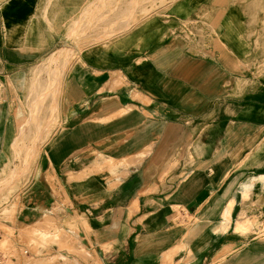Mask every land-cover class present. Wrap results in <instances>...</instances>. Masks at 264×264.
Listing matches in <instances>:
<instances>
[{
    "label": "rangeland",
    "instance_id": "obj_1",
    "mask_svg": "<svg viewBox=\"0 0 264 264\" xmlns=\"http://www.w3.org/2000/svg\"><path fill=\"white\" fill-rule=\"evenodd\" d=\"M8 4L0 0V54L9 60L26 58L23 69L27 70L20 75V68L4 63L0 68V252L7 256L5 264H66L70 259L74 264L93 263L91 254L79 243L78 222H63V207L25 227L18 225V209L37 166L50 159L51 153L45 149L61 140L63 129L73 134L75 129L86 128L88 146L80 153L72 152L59 171L52 168L58 173L55 179L60 189L62 182H78V187H84L95 175L104 180L107 175H119V182H123L131 170L142 166L141 161L130 168L124 159L106 158L110 155L100 151L101 146V153L93 151L94 145L90 147L96 132L114 126L134 109L123 102L143 101L144 92L153 90L122 88V95L132 93L130 99L122 101L116 94L117 88L127 83L122 73L98 71L112 64L123 65L130 74L134 69L145 71L146 80L165 79L181 64V78L177 79L186 84L196 79L197 87H184L182 102L176 104L186 115L183 127L190 128L193 122L200 141L211 139L213 129L220 128L222 134L216 138L228 144V151L233 148L222 153L231 167L221 162L219 169L211 167V175L224 190L221 195H233L229 209L239 206L244 217L256 219L257 226L263 223L258 209L263 207L264 187L252 186L247 198L242 189L254 174H264V128L260 129L264 127V0H35L16 9ZM126 4L127 13L123 12ZM151 44L154 47L150 48ZM87 73L92 78L87 79ZM141 75L137 72L132 77ZM81 96L85 97L77 103ZM227 104L259 108L258 122L263 125L255 131L237 128L236 121H230L224 128L221 123L226 121L222 119L232 115L223 109ZM30 111L37 126L31 133L26 130L18 142L15 121L28 126ZM191 111L196 119L185 114ZM44 126L50 133L41 141L38 136L46 133ZM252 160L258 164L253 165ZM25 168L30 178L26 186L13 173L14 169L25 172ZM207 168L204 164L196 169L207 173ZM43 170L45 164L38 167L39 172ZM186 172L184 169L180 175L187 177ZM235 192L241 195L239 201ZM206 204L212 205V201ZM184 214L185 223H190L192 218ZM237 218L230 217L229 225ZM233 234L261 238L264 227H258L257 233ZM25 249L34 254L23 256ZM93 256L99 261L96 254Z\"/></svg>",
    "mask_w": 264,
    "mask_h": 264
},
{
    "label": "crops",
    "instance_id": "obj_2",
    "mask_svg": "<svg viewBox=\"0 0 264 264\" xmlns=\"http://www.w3.org/2000/svg\"><path fill=\"white\" fill-rule=\"evenodd\" d=\"M3 63L20 68L17 71L20 75L27 70L23 69L27 64L26 58L9 60L0 54V68H4ZM98 69L122 73L127 83L120 85L116 92L122 101L132 97V93L122 95V88L153 89L144 92L143 101L123 102L134 105V109L117 119L114 126L96 132L90 144V147L95 146L94 152L104 151L109 153L110 158L124 159L130 168L141 161L142 166L131 170L123 182H119V175H107L105 180L95 175L84 187H78V182H73V185L62 182L63 189H60L55 179L58 173L52 168L59 171L63 163L71 158L72 152L80 153L88 146L86 128L75 129L73 134L71 130L63 129L61 140L53 141L45 149V152L51 153L50 159L40 162L30 188L21 194L18 216H30V222L38 223L50 212L63 207V222H78L79 243L91 254L94 264H264V237L245 238L233 234L235 223L229 225L223 234L216 231L233 195H221L224 190L217 187L210 169L212 166L219 169L221 162L231 166L228 159L224 160L226 154L222 156L228 151V144L216 138L222 134L220 128L213 129L211 139L205 137L200 141L193 122L190 128L183 127L186 115L176 104L182 102L184 87H197L196 79L188 84L177 79L181 78V64L177 72L169 73L160 80H146L145 71L134 69L130 74L123 65L112 64L109 69ZM137 72L142 75L133 78ZM65 86L69 88L68 83ZM83 97H79L77 103H81ZM228 110L232 115L222 119L225 123L220 122L224 128L230 121L257 128L263 125L258 122L261 116H258L257 107L233 105ZM185 114L192 115V119L197 117L192 111ZM193 130L195 133H192ZM48 132L49 129L40 133L38 140H46ZM99 146L102 147L100 151ZM202 163L208 166L207 173L196 169L203 167ZM42 164H45L46 171L39 172L38 167L41 168ZM169 167L173 169L163 176ZM184 169L187 177L180 175ZM235 193L239 201L241 195ZM215 199L222 203L215 205ZM209 201L212 205L206 204ZM261 203L263 207L258 209V214L263 223L258 227L264 225V194L261 195ZM184 212L192 218L190 223H185ZM241 212L242 209L237 206L231 210L230 217H237ZM65 231L72 235L70 229ZM95 254L99 261L93 256ZM66 264H74V261L70 259Z\"/></svg>",
    "mask_w": 264,
    "mask_h": 264
},
{
    "label": "bare ground",
    "instance_id": "obj_3",
    "mask_svg": "<svg viewBox=\"0 0 264 264\" xmlns=\"http://www.w3.org/2000/svg\"><path fill=\"white\" fill-rule=\"evenodd\" d=\"M7 3H9L8 5H13V8L16 9L17 6H25V5H31L33 1L35 0H5ZM191 5V3H189ZM128 8V4L125 5V9H123V12L127 13V9ZM122 11H120L121 13ZM129 22L126 23V26H124L123 28L124 29H127V25H128ZM154 24V23H153ZM152 24V25H153ZM8 52L10 53H13L11 51L8 50ZM87 79L89 78H92L91 74L87 73V76H86ZM228 107H230L228 104L226 106H224V110L225 111H228ZM114 112V111H113ZM30 115L27 117V123H28V126H22L23 123H21V126H20V122L18 121H15L17 123L15 129L19 131L18 135L16 136V141L18 142H21V135H23L25 133V131L27 130L28 132H32L34 129V126H37V124L35 123H32V119L33 118V112L30 111L29 113ZM47 118V117H46ZM48 119V118H47ZM7 123V122H6ZM19 123V124H18ZM1 126V125H0ZM237 126L241 127V128H248V129H257L258 131V128L254 125H250V124H242V123H238ZM47 126H44V130H46ZM264 127H261L260 129L262 130ZM264 150V148H263ZM18 152V151H17ZM16 152V153H17ZM106 158L108 159H111L109 156H107ZM204 164V163H202ZM252 164L253 165H256L258 164V161H255V160H252ZM255 167V166H254ZM111 171H114V170H111ZM13 173L15 174H18L21 182L23 184L28 185V183H30V178H29V175L27 177V174L29 172H27V168H25V172H21V170L16 171L14 169ZM260 185L261 187H264V174L263 173H260V174H254L252 176V181L250 183H245L243 184V189H242V193H243V197L247 198L250 196V190H251V187L254 186V185ZM234 199H232L231 201H233ZM230 202V201H229ZM215 205H218L220 204V200L218 199H215L214 202H213ZM26 207V205H25ZM230 212H231V209H229L228 207L226 208V210L224 211L223 213V220L221 221V224L220 226L217 228V233H223L224 231H226L228 229V226L229 224L231 223L230 222ZM245 216V213L244 212H241L239 215H238V218H237V221L235 223V231H239L241 233L243 232H246L248 230H251V232H255L257 233L258 232V226L256 224V219L254 220H250L249 218H246L244 217ZM32 219L29 217H24L23 215L20 216L19 220H18V225L20 227H25L27 225L28 222H30ZM243 221H245L246 223H244ZM264 227V225H263ZM28 253L30 255L34 254L30 249H28Z\"/></svg>",
    "mask_w": 264,
    "mask_h": 264
},
{
    "label": "built area",
    "instance_id": "obj_4",
    "mask_svg": "<svg viewBox=\"0 0 264 264\" xmlns=\"http://www.w3.org/2000/svg\"><path fill=\"white\" fill-rule=\"evenodd\" d=\"M2 238V235L0 233V239ZM23 256H29L28 249L23 250ZM7 261V256L4 253L0 252V264H5Z\"/></svg>",
    "mask_w": 264,
    "mask_h": 264
}]
</instances>
